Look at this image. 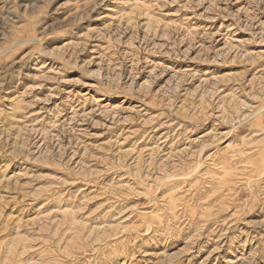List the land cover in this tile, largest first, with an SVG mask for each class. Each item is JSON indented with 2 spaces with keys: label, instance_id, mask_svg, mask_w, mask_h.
<instances>
[{
  "label": "rangeland",
  "instance_id": "1",
  "mask_svg": "<svg viewBox=\"0 0 264 264\" xmlns=\"http://www.w3.org/2000/svg\"><path fill=\"white\" fill-rule=\"evenodd\" d=\"M0 264H264V0H0Z\"/></svg>",
  "mask_w": 264,
  "mask_h": 264
}]
</instances>
